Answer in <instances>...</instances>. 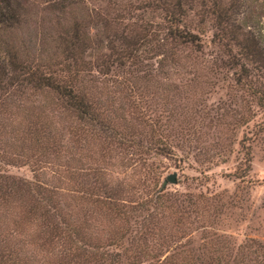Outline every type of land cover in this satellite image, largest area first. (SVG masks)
Listing matches in <instances>:
<instances>
[{
	"label": "trees",
	"instance_id": "16d2710c",
	"mask_svg": "<svg viewBox=\"0 0 264 264\" xmlns=\"http://www.w3.org/2000/svg\"><path fill=\"white\" fill-rule=\"evenodd\" d=\"M262 17L260 0H0L2 158H58L70 188L0 180L13 191L0 205L17 209L12 245L25 248L0 249V264H264L263 242L213 228V202L165 192L156 161L204 147L205 129L208 161H227L216 132L231 117L205 97L213 77L232 79L264 108ZM207 45L217 56L205 63Z\"/></svg>",
	"mask_w": 264,
	"mask_h": 264
},
{
	"label": "rangeland",
	"instance_id": "374dc122",
	"mask_svg": "<svg viewBox=\"0 0 264 264\" xmlns=\"http://www.w3.org/2000/svg\"><path fill=\"white\" fill-rule=\"evenodd\" d=\"M260 2L264 5V0ZM261 20L264 36V17ZM216 56L217 52L214 47L207 45L204 48L205 63L208 60H214ZM212 81L216 83V86H213V91L205 97V104L224 106L225 114L231 117L227 121H231L233 125L221 124L216 132L218 135H221V132L225 134L227 148L231 150L230 156L226 155V162H222L217 157L216 161H208L213 157V151L209 148L211 141L209 139H213L214 136L212 129H205L208 138L203 148L191 147L188 150L186 147L182 151H176L180 158H156L157 163L163 169L160 183L168 174L175 172L176 183L167 184L165 192L176 193L180 196L187 195L192 199L202 195L203 197L198 199L199 203L208 199L209 203L211 201L215 206L210 204L211 210L206 212L207 215L214 217L216 214L212 213L213 210L217 213L221 211L219 220L218 222L215 220L213 227L218 233L226 235L235 244L252 239L264 243V108L249 102L232 79L224 82L213 77ZM247 108L246 115L250 117V120L237 125L238 117L244 115ZM3 137L2 139H10V135ZM242 139H244L243 145L249 148L251 162L245 177L237 178L234 176L235 169L237 166L243 167L244 150L243 145L240 144ZM215 154L220 157L225 156L223 150H216ZM2 157L4 155L0 152V180L25 184L30 181L39 182L40 179H47L49 182L51 179L55 181L59 179L56 182L60 186L59 190L68 191L70 189L61 183L63 180L60 178L63 173L58 158L50 157L34 165L26 163L12 165ZM12 194L13 191L10 188L0 185V197L6 198ZM16 211L17 209L12 204L0 205V249L6 255L16 249L21 255L25 253V248L21 244L12 245L16 236L12 235L8 229L15 218ZM197 219L200 222L204 221ZM3 222L4 225H2ZM204 224L207 222L204 221ZM200 232L192 233V241L200 239ZM22 237L25 238V235L23 234ZM1 264L7 263L2 262Z\"/></svg>",
	"mask_w": 264,
	"mask_h": 264
},
{
	"label": "water",
	"instance_id": "95a60500",
	"mask_svg": "<svg viewBox=\"0 0 264 264\" xmlns=\"http://www.w3.org/2000/svg\"><path fill=\"white\" fill-rule=\"evenodd\" d=\"M176 173H170L168 174L165 179L162 181V187L165 188L167 184H175L176 183V178H175Z\"/></svg>",
	"mask_w": 264,
	"mask_h": 264
}]
</instances>
